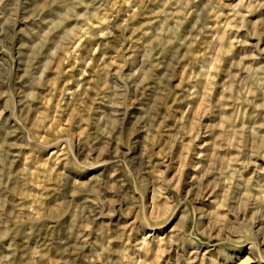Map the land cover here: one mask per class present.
I'll return each mask as SVG.
<instances>
[{
    "label": "rangeland",
    "instance_id": "374dc122",
    "mask_svg": "<svg viewBox=\"0 0 264 264\" xmlns=\"http://www.w3.org/2000/svg\"><path fill=\"white\" fill-rule=\"evenodd\" d=\"M0 264H264V0H0Z\"/></svg>",
    "mask_w": 264,
    "mask_h": 264
}]
</instances>
